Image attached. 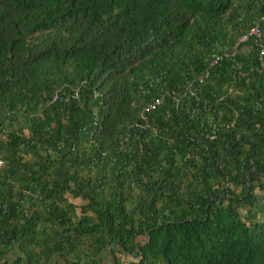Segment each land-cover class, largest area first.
Segmentation results:
<instances>
[{
  "label": "trees",
  "instance_id": "obj_1",
  "mask_svg": "<svg viewBox=\"0 0 264 264\" xmlns=\"http://www.w3.org/2000/svg\"><path fill=\"white\" fill-rule=\"evenodd\" d=\"M261 17L0 0V264H264Z\"/></svg>",
  "mask_w": 264,
  "mask_h": 264
},
{
  "label": "built area",
  "instance_id": "obj_2",
  "mask_svg": "<svg viewBox=\"0 0 264 264\" xmlns=\"http://www.w3.org/2000/svg\"><path fill=\"white\" fill-rule=\"evenodd\" d=\"M261 20H264V17H261L260 18ZM255 37V38H258L260 37V27H259V20L258 19H254L252 22H251V25L250 27L247 29L246 32H244L242 35H240L238 37V39L236 40V42L230 47V53H234V50L235 48L238 46L239 43L241 42H244L248 37ZM263 50L260 48L259 50H257V66H258V69L264 73V63H263ZM215 59L217 58H214V59H211L209 62H208V65H211V63H213L215 61ZM205 76V74H202L200 75L198 78H197V81L199 82L203 77ZM190 95L192 94V91H190V89H187L186 90ZM177 100L174 99V102H176ZM161 104V100L160 98H156L154 99L151 103H148L147 106L144 108V110H148V109H154L156 106L160 105ZM1 158H0V166L2 165L1 163Z\"/></svg>",
  "mask_w": 264,
  "mask_h": 264
},
{
  "label": "rangeland",
  "instance_id": "obj_3",
  "mask_svg": "<svg viewBox=\"0 0 264 264\" xmlns=\"http://www.w3.org/2000/svg\"><path fill=\"white\" fill-rule=\"evenodd\" d=\"M71 202H73L74 204H76L77 206H79L81 204V201H79L78 199H74V200H70ZM79 213V210H78ZM138 240L143 239L142 237H138ZM120 258H123V256H120ZM48 264H63L61 263L58 259L52 260L51 262H49Z\"/></svg>",
  "mask_w": 264,
  "mask_h": 264
}]
</instances>
